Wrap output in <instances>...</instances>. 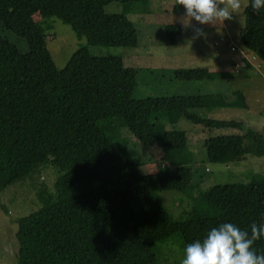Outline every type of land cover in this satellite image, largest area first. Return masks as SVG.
<instances>
[{"label": "trees", "instance_id": "1", "mask_svg": "<svg viewBox=\"0 0 264 264\" xmlns=\"http://www.w3.org/2000/svg\"><path fill=\"white\" fill-rule=\"evenodd\" d=\"M116 1L121 12L104 6ZM148 0H0V28L23 38L22 51L0 33V193L26 176L41 175L45 164L57 167L49 189L36 187L39 207L17 219L16 264H166L158 241L180 233L185 248L222 223L250 231L264 223V179L220 183L205 191L206 205H194L174 220L154 195L161 190L186 191L191 184V154L184 131L166 128L176 114L206 128L235 127L237 120L200 116L196 109L247 108L240 90L227 99L220 92L134 98L137 69L120 56H93L76 49L66 65L56 67L43 25L56 17L92 45L135 47L138 31L129 15ZM242 45L264 62V10L244 8ZM43 19V20H42ZM170 44L181 33L166 24ZM164 68L150 73H165ZM181 81L223 78L207 68H176ZM119 118L144 146L167 143L181 149L187 164L142 173L143 162L130 161L120 148ZM209 162H237L246 154L264 155V134L245 128L237 134L205 140ZM264 254V238L255 242ZM161 259V260H160Z\"/></svg>", "mask_w": 264, "mask_h": 264}, {"label": "rangeland", "instance_id": "2", "mask_svg": "<svg viewBox=\"0 0 264 264\" xmlns=\"http://www.w3.org/2000/svg\"><path fill=\"white\" fill-rule=\"evenodd\" d=\"M242 4L240 13L233 14L231 20L216 26H202L206 35L195 38L191 28L185 29L177 22L176 18L184 14V9L176 5L175 0H148L139 5L140 11L129 15L139 35L135 47L89 44L85 36L77 35L69 25L56 17L42 19V24H51L50 28L44 30L45 41L58 68L66 65L76 49L86 46L93 56H120L125 66L137 69V85L132 93L134 98L220 92L229 99L233 91L240 90L246 97L247 108L196 109L195 112L211 119L241 121L243 129L252 128L264 134V62L242 45L240 31L244 27L243 12L247 0H242ZM122 9V4L116 1L104 6L108 13L121 12ZM192 23L196 24V21ZM166 24H178L181 27L174 44L167 40ZM0 33L22 51L28 49L23 38L1 28ZM231 45L235 50L230 49ZM243 55L247 56L243 59L256 70L242 72L234 68L235 59ZM194 67L221 71L224 77L212 81L186 82L175 79L170 73L171 69ZM162 68L166 69L163 74L150 73L151 70ZM111 121L114 127L119 128L121 153L130 161L143 162L140 166L142 173L187 164L181 149L172 148L167 143L144 146L127 129L122 119ZM166 128L180 129L186 133L192 169L191 184L186 191L161 190L154 193L172 219H183L194 205L205 206V191L214 184L248 182L256 173L264 179V155L246 154L245 158L237 162H209L206 158L207 138L241 134L243 129L206 128L191 122L182 114H176ZM57 174L56 166L45 164L41 175L26 176L0 193V264H16V258L12 257L8 249L14 246L13 243L17 244L14 241L17 219L39 207L36 187L44 183L52 190ZM155 250L166 264H182L185 258V245L180 233L158 241Z\"/></svg>", "mask_w": 264, "mask_h": 264}, {"label": "clouds", "instance_id": "3", "mask_svg": "<svg viewBox=\"0 0 264 264\" xmlns=\"http://www.w3.org/2000/svg\"><path fill=\"white\" fill-rule=\"evenodd\" d=\"M184 14L177 22L185 29L191 28L195 38L206 35L202 26H216L239 14L242 0H175ZM256 14L264 10V0H251ZM195 20L196 24L192 21ZM264 238V223H252L250 231L241 230L232 223H222L212 228L203 239L185 248L182 264H264V254H257L254 244Z\"/></svg>", "mask_w": 264, "mask_h": 264}, {"label": "crops", "instance_id": "4", "mask_svg": "<svg viewBox=\"0 0 264 264\" xmlns=\"http://www.w3.org/2000/svg\"><path fill=\"white\" fill-rule=\"evenodd\" d=\"M246 57H247L246 55H243L241 57H238V59H235L234 68H238V71L242 70V72L243 71H250V70H253V69L256 70L248 62H246L245 59H243V58H246ZM237 64H239V65H237ZM235 70H237V69H235ZM15 232H14V237H15ZM14 241H16V240L14 239ZM13 244H14V246L11 249H8V250L10 251V254L12 255V257H15L16 256V251H17V244H15V243H13Z\"/></svg>", "mask_w": 264, "mask_h": 264}, {"label": "built area", "instance_id": "5", "mask_svg": "<svg viewBox=\"0 0 264 264\" xmlns=\"http://www.w3.org/2000/svg\"><path fill=\"white\" fill-rule=\"evenodd\" d=\"M230 49H231V50H235L234 46H232V45L230 46Z\"/></svg>", "mask_w": 264, "mask_h": 264}]
</instances>
